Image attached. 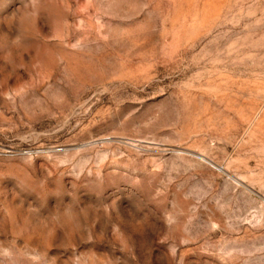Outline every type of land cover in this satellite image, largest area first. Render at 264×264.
Returning <instances> with one entry per match:
<instances>
[{"label":"rangeland","instance_id":"374dc122","mask_svg":"<svg viewBox=\"0 0 264 264\" xmlns=\"http://www.w3.org/2000/svg\"><path fill=\"white\" fill-rule=\"evenodd\" d=\"M0 264H264V0H0Z\"/></svg>","mask_w":264,"mask_h":264}]
</instances>
